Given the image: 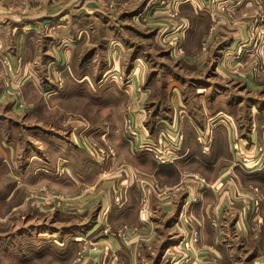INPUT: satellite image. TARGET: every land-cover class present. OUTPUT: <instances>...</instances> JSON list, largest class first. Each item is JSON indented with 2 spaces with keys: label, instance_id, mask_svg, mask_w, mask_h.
<instances>
[{
  "label": "crops",
  "instance_id": "0c3cea01",
  "mask_svg": "<svg viewBox=\"0 0 264 264\" xmlns=\"http://www.w3.org/2000/svg\"><path fill=\"white\" fill-rule=\"evenodd\" d=\"M212 2L28 0L22 6L18 0H0V32L6 31L5 44H11L15 34L28 37L26 33H30V37H40L39 34L42 36V31H45L43 39L47 45H43L45 53L41 62L48 72L44 88L58 82L59 76L62 79L55 91L45 90L46 93H51L48 97L50 102H61L55 108L57 126L52 122H42L41 126L30 123L26 121L30 120L29 115H24V120L20 121L15 116L14 109L7 105L0 107V171H6L4 175L13 179L10 184H0V192L10 198L17 192L27 191L32 186V180L77 195L84 187H92L93 190L87 194L81 191L71 210L77 211L90 206L96 208L97 215L90 226L106 216L110 222H126L138 227L136 240L141 237L140 242H135L138 247L129 243L126 245L115 236L97 235L98 248L91 253V260L88 262L86 259L84 264H138L137 256L148 249L156 258L166 259V263L162 264H170V258L183 255H189L195 264H206L203 259L206 252L213 251L221 258L225 240L222 241L219 237V228L216 227L218 224L226 227L231 220L237 235L242 233L243 217L246 215L243 205L255 193L246 187L264 177V66L256 72L249 64L260 53L264 57V0ZM173 9L178 11L182 22L171 15ZM256 18L260 28L252 33L250 22ZM132 31H136L138 35L136 44L128 37ZM100 34L102 37L99 42H102L98 44ZM158 35L161 39L182 38L185 49L181 56L182 62L192 67L190 73L177 71L175 68L179 65H174V70L169 69L165 81L166 109L161 108L164 105L157 99L156 105L155 100L153 102L154 90L150 85L152 81L149 72L154 70L152 76L154 79L158 77L159 72L154 69L157 63L150 60L145 48L138 50V46H133L141 45L138 42L157 45L155 39ZM240 43L246 46L240 59L235 60L231 55H225L226 50H234ZM10 44L2 46L7 51H13V45ZM83 45H88V51L83 57H74ZM60 47L63 54L67 55L62 60L53 52ZM7 54L17 57L16 54ZM169 56L172 58L170 53ZM24 65L28 67V71L26 68L25 73L22 71L16 75L20 85H23V91L32 87L36 94L43 96V86L35 83L38 79V74L34 71L36 65H30V62H25ZM69 78L71 89L67 84L62 85L64 81L69 84ZM1 89L0 83V98ZM85 93L89 99L100 100H93V107L89 110L107 112L121 107L123 110L127 109L124 115L130 118L131 127L137 132L133 136L122 129L123 119L114 129L108 126L107 137L118 149L115 166L124 163L122 168L127 173L128 184H132L130 189L127 187L128 194L124 193L118 202L114 201L115 181L111 179L116 176L111 174L104 182L99 181L110 165L81 144V135L90 133L99 138L107 129L104 125L107 123L91 122L81 115L91 113L80 106L79 99ZM149 96L152 98L150 107L154 105V119H149L148 115L151 108H148L146 100ZM68 100L73 106L64 105ZM50 110L47 109L46 114ZM68 112L73 116L70 117L71 120L63 122L67 118L64 113L67 115ZM164 113H169L170 116L163 117ZM176 114L184 116L183 123H178L183 132V140L172 162H159L153 159L149 151L135 150L137 142L158 139L160 133L173 121L171 115L173 117ZM199 134L205 137L206 144L197 140ZM193 143L198 150L192 146ZM19 144L23 148L20 155H17L16 148ZM221 147H226L228 153L227 162L230 164L227 171L223 170L225 163L218 154ZM236 150L240 153H236ZM198 156L200 161L203 160V163L200 162L202 166L217 170L210 173L211 178L208 175L207 178H221V183L229 184V196L223 200L221 187L217 190L207 188L200 193V201L190 208L201 218L197 219L201 225V238L199 244L191 245L188 251H184L181 240L184 238L183 233L187 232V223L179 219L178 215L183 200L190 192L183 188L182 191L177 190L178 194L171 198L173 204H167L164 198H158L146 220L145 212L139 208L143 191L138 181L134 182L132 174L139 170L149 171L147 168L151 171L154 166L182 167L192 163ZM241 157L248 160L243 166L237 165ZM220 167L222 168L219 169ZM94 185H97L96 188ZM194 189L196 193L201 190L198 186ZM212 200L219 204L215 209L221 216L217 225H212L210 219ZM263 202L255 216L252 215L253 207L248 210V216L252 217L247 223L249 226L262 225L264 222ZM91 229L87 234H90ZM148 232L150 234H146ZM253 232L248 233L250 237H247V242H252L257 236ZM225 234L231 241L229 235ZM154 243L157 244V249H154ZM235 250L240 251L239 243Z\"/></svg>",
  "mask_w": 264,
  "mask_h": 264
},
{
  "label": "rangeland",
  "instance_id": "374dc122",
  "mask_svg": "<svg viewBox=\"0 0 264 264\" xmlns=\"http://www.w3.org/2000/svg\"><path fill=\"white\" fill-rule=\"evenodd\" d=\"M18 1L22 6L26 5L28 2V0ZM212 3L214 4V2ZM219 5H217V7H219ZM171 15L175 18H179V13L176 9H173L171 11ZM179 19L180 22H182L181 18ZM257 22V18L253 19L250 22V29L252 33L257 32L260 28ZM101 32H103V28L101 29ZM26 35L28 37L24 36L23 34L19 36L15 34V38L12 40V43L5 44L6 31L4 30L0 32V83L2 84V97L0 98V107H5L7 105L9 108L14 109L13 111L15 113V116L17 117V119H20V121L24 120V118H22L24 115H29L30 120L26 121L30 123H38L41 126L42 122H52L53 124H55V126H57L58 119L56 118L57 115L55 112V108L57 109V105H60L61 102H50L48 97L51 93H46L45 90L47 88V91L49 92L55 91L57 88H59L60 80L62 79L59 76L58 82H53V85H49L48 87L44 88V82L47 77L46 73L48 72V69L45 66H42L41 60L45 53L43 51V45H47L46 41H44L43 39L46 33L45 31H42V36L39 34L40 37H30V33H26ZM9 37L8 42L10 40ZM101 37L102 35L100 34V36L97 38L98 42H96L98 44L102 42V40L101 42H99ZM128 37H130V40L136 44V40H138L136 31H132L130 35H128ZM155 42L157 43V45L149 44L147 42H138L141 45L133 46H138V50H140L141 48H145L148 53L147 56H150V60L154 64L157 63V66L154 67V69L158 70V77L154 79V77L152 76L154 74V70H151L153 74L152 72H149L151 74H149V78L152 81L150 85L154 90L153 102L155 100L156 105L158 103L156 102L157 99L160 103L162 102V105H164L161 106V108L164 107L166 109L165 106H167V97L165 93V81L169 69L174 70V65H176L177 67L179 65L178 68L181 69L175 68L177 69V71L179 70L180 72L190 73L192 67L182 62L183 59L181 56L185 52L182 38L179 39L178 37H172L169 40L165 38L161 39V37L158 35V37L155 39ZM9 44L13 45V51H11L10 49L7 51L5 49V46H2ZM26 45L28 46L26 47ZM83 46L84 47L80 51H77L74 54V57H83V55L88 51V45ZM55 50H53L54 54H57V56L60 57L61 60L64 56L65 58H67V55L63 54V50L61 47L56 48ZM8 52L11 54H16L17 57H14V59L11 55L9 56L7 54ZM169 53L172 55L173 59L170 58ZM260 55L259 57L257 56V58H253V60L249 63L253 70H257L256 72L261 70L264 66L263 53L261 56ZM12 60L15 63H13ZM4 61H6V64L8 65H6ZM23 62H30V65L31 63H33V65H36L34 67V71L37 72L38 79L35 81V83L41 84L40 86H43V91L41 89L43 96H41L40 94H36L35 88L32 87L27 88V90L23 91V85H20V80L19 78L17 79L16 76L17 73L20 74L22 73V71L23 73H25L26 68L28 71V67H26ZM9 79L12 80V85L15 86L9 88L7 87L6 82L9 81ZM65 84H67V86L69 87L72 86L71 78H69V84L67 82L65 83L64 81V84L62 85L65 86ZM86 88L87 87L85 86L84 89ZM93 100L94 102H100L99 99H89L85 93V95H83V97L79 99L81 109L89 110V108L93 107L91 106ZM168 100L171 102L170 98H168ZM146 103L147 105H149L148 108H151L148 114L149 119H154V105L150 107V103H152V98L150 96L147 98ZM64 105L67 107L73 106V104L69 100L65 101ZM95 108L97 109V107ZM47 109H51L48 114H46ZM122 110L123 107L107 112H103L100 110H97L95 112L93 109L89 110V112H91L90 114H81L91 122L107 123L104 124L107 129H105L104 132L101 133L99 138L93 137L90 133H88L87 135H81V144L91 150V152H94L96 155H98L101 160L107 162L110 165L109 168H107L103 172V175L101 179H99V181L104 182L106 178L111 174L116 176V178H111L115 181L113 187L115 191V202L121 200L124 193L125 195H127L129 192L128 189H130L132 186V184H128L127 173L123 169L125 166L124 163L122 165L117 164V166H115L118 161V149L114 142L107 137L108 126H111L114 129L115 125L120 123L122 119L123 120L121 128L125 129V131H128L127 127L129 119L124 115V112L127 111V109L123 111ZM64 114V117L67 116V118L62 120L63 122L71 120L70 117L73 116V114H70L69 112L67 113V115L66 113ZM162 116L169 117L170 114L164 113L162 114ZM171 119H173V121L170 123V125L174 121H176L177 123H174H176L179 129H181L178 123H180V121L184 119V116L181 117V115L176 114L172 117L171 115ZM130 123H132L131 120ZM73 131L75 132V130ZM192 146L195 148V150H198L196 144L193 143ZM22 148L23 146H20V144L17 146V155H20V151ZM111 150H113L114 152L108 154ZM237 150L236 153H240V151ZM218 154L222 156L221 158L225 163L223 166V170L227 171L228 165L230 163L227 162L228 153L226 147H221V151H219ZM200 160L201 159L198 156L193 160L192 163L182 165V167L181 165L177 168L167 165H162L159 167L154 166L151 171L150 168H147L149 169V171L139 170V172L135 171L134 174H132L134 182L136 183L138 181V184L140 185L138 186L143 191V194L140 196L139 208L140 211L145 212L143 213L145 214L146 220L149 219V216L152 213L155 202L158 198H164V200L168 204L169 202H172V196L178 194L176 191L178 189L181 190L182 188L187 189V191L190 192L188 193V196L190 198L192 195H198L195 192L194 188L201 182L202 179L204 183L208 184L214 190H217L219 187H221L223 200L225 197L228 198L229 184L221 183V178H216L213 180L209 179L211 178V176H209L210 173H215L217 172V170L215 171L212 167L205 168L200 164V162L203 163V160ZM244 163H242L241 157V161L237 162V165L243 166ZM221 168L222 167H220L219 169ZM231 169L232 168L230 167L229 170ZM117 171H120L118 175H116ZM4 172L6 173V171H0V184L12 183L13 179L5 176L6 174L4 175ZM152 172H154V174ZM189 172H192L194 175H188ZM207 175L209 176V178H207ZM247 185L248 183L245 184V186ZM246 189H249L250 191L252 190L255 193H253V197L251 196L249 199H247L246 203H244L243 205L245 207V209L244 207L243 209L245 210L246 215H244L243 217L244 227H242L241 229L242 233L244 234L240 232V235H237V231L234 229L233 224H231V220L228 221L226 227L224 225L218 224L217 220L219 219L220 221L221 219L219 217L221 216H219V214L215 212V209H217L219 204L215 203V200H212L211 204L213 205H210L211 223L212 225L218 224L216 227L219 228V237L222 241H225L223 242L221 249V258L218 257L213 251H211L210 253H205L203 259L206 261V264H264V222H262V225L258 224L256 226H249L247 224L252 219V217L248 216V210H251L253 207L252 215L255 216V214H257L256 211L259 210L260 206L262 205L261 202L264 201V177L259 179L258 182L249 184ZM92 190V187H84L83 189H81L83 194H87ZM5 191L6 190H4V192ZM81 191L77 195V193L66 190H59L57 188L51 187L48 184H42L39 181L32 180V186L28 188L27 191H23L21 193L17 192L10 198H7V194L0 192V264H84L86 262V259L88 260V262L91 260V253L95 252L98 248L97 241L99 240V237L96 238L97 235L102 237L115 236L126 245H138V243L135 242H140L141 237L136 240L137 233L139 232L137 229L138 227L134 224H129L126 222H110L105 218L106 216H100L102 219H100L98 222H95L94 225L90 226L91 224H93L94 219L96 218V208H92V206H90L77 211L71 210V208L74 206L73 202L75 201V198L81 195ZM200 198L201 197L199 196L198 200L195 203L199 202ZM164 200L163 203L165 202ZM136 201L138 203V200ZM255 201L258 202L257 205L255 204ZM195 203L191 204V207ZM171 204H173V202ZM213 206H215L214 209ZM188 212L189 213L187 216V221L185 222V220H183V222L187 223V232L183 233L184 238L188 237V234L190 232L197 230L198 239L196 241H190L189 238H187V241L190 242V246L188 248L187 246H183V244L181 243V246L185 249L184 251H188L191 248V245L199 244L201 238V225L197 221V219L201 220V218H199L191 208ZM248 217L250 218L249 220ZM262 219L264 221V218ZM119 228H124L126 230L127 238L125 240L117 236V230ZM90 229V234H87ZM77 231H80L82 234H77ZM251 232H253L257 236L253 238L254 240L252 242H250V240L249 242H247V237H250L248 233L250 234ZM225 233L229 235L227 236L231 239V241L226 238ZM146 234H150V232ZM237 243H239V252L235 250V248H237ZM153 247L154 249H157V244L154 243ZM230 248L231 251L229 252ZM137 258L139 259L138 264L166 263V259L162 260L156 258L152 253H150L149 249L142 254L140 253ZM106 261H108V258L106 259Z\"/></svg>",
  "mask_w": 264,
  "mask_h": 264
},
{
  "label": "built area",
  "instance_id": "2783aa9c",
  "mask_svg": "<svg viewBox=\"0 0 264 264\" xmlns=\"http://www.w3.org/2000/svg\"><path fill=\"white\" fill-rule=\"evenodd\" d=\"M238 3H240V0H237ZM257 46L255 47L256 50ZM246 51V46L243 43H240L236 49H228L225 51V55L231 57L233 59H240L241 56L245 53ZM6 64V61H4ZM8 65V64H6ZM7 87H13L15 85H12V80L9 79V81L6 82ZM18 85V84H17ZM16 85V86H17ZM128 127L127 130L130 134L133 136H136L137 132L132 129L131 123H130V118H128ZM183 140V132L181 129L178 128L175 123H172L169 125L165 130H163L159 138L153 141H140L137 142L134 146L136 151H149L153 157L154 160L159 161V162H172L176 156L175 153L177 151V148L179 147L181 141ZM197 140L200 142H203L206 144L205 137L201 134L197 136ZM205 140V141H204ZM114 151L111 150L109 151L108 154L113 153ZM247 158L242 157V163L247 162ZM245 164V163H244ZM188 175H194L192 172H189ZM201 190L197 192L198 195H192L191 198L188 196L185 198L179 208V215L178 218L187 221V216H188V211H190V206L191 204L195 203L198 198L200 193L204 190L209 188L210 186L206 183H204L203 179L201 182L197 185ZM212 188V187H210ZM179 190V189H178ZM257 201H255V204L257 205ZM249 209V206H248ZM189 236L186 238H183L181 240V243L183 246H187V248L190 246V242L187 241V238H189L190 241H196L198 239V232L197 230H194L188 234ZM117 236L121 237L123 240L127 238L126 230L124 228H119L117 230ZM186 248V247H185ZM182 261V263H180ZM170 264H195L194 261L191 260V257L189 255H183L182 257L179 258H172L170 260Z\"/></svg>",
  "mask_w": 264,
  "mask_h": 264
}]
</instances>
